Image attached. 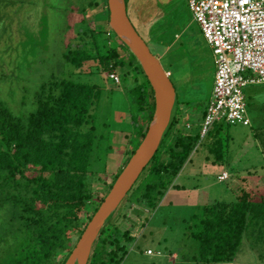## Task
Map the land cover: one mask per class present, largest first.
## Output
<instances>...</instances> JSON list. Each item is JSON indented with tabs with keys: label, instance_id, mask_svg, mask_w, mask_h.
Segmentation results:
<instances>
[{
	"label": "trees",
	"instance_id": "1",
	"mask_svg": "<svg viewBox=\"0 0 264 264\" xmlns=\"http://www.w3.org/2000/svg\"><path fill=\"white\" fill-rule=\"evenodd\" d=\"M138 1L125 0L127 14ZM140 1L148 6L153 0ZM65 3L68 8L71 1ZM77 4L84 24L98 8L106 21L93 28L87 23L78 32V46L63 54L66 66L72 68L70 79L43 80L32 94V109L24 116L0 102V264H65L135 153L127 151L126 162L111 183L97 191L96 185L103 182L100 174H107L106 166H100L106 137L95 116L100 88L91 77L115 73L130 91L132 113L139 119L137 148L153 117V90L135 56L111 29L107 0H77ZM179 114L171 116L155 156L143 171L146 174L131 189L150 212L169 188L177 187L174 182L201 139V126L194 136L187 135L178 125ZM211 136L210 130L203 138L210 140V153L225 162L228 146L223 152L219 141L216 149ZM163 151L167 159L162 158ZM118 208L101 231L88 264H121L136 239L132 232L137 223L128 213L123 215L125 226L110 223ZM131 211L137 219L144 214L136 207ZM190 224L186 236L194 242V253L188 262L234 264L246 235L256 242L252 252L264 241V196L240 191L233 201L203 207Z\"/></svg>",
	"mask_w": 264,
	"mask_h": 264
},
{
	"label": "rangeland",
	"instance_id": "2",
	"mask_svg": "<svg viewBox=\"0 0 264 264\" xmlns=\"http://www.w3.org/2000/svg\"><path fill=\"white\" fill-rule=\"evenodd\" d=\"M70 1L66 8L65 0H0V102L17 116L32 109V94L43 80L69 78L72 68L66 66L63 54L78 46V32H83L87 23L93 28L106 21L98 8L88 14L84 24L77 0ZM128 16L170 74L176 92L172 117L180 113L178 125L187 135L194 136L213 98L217 68L211 46L194 20L187 0H153L148 6L139 0L130 5ZM106 75L91 77V82L100 88L95 116L106 137L100 166H106L107 174H100L104 183L96 185L97 191H104L125 164L127 151H136L139 143L138 115L132 113L130 91L120 83L119 76V82L114 83ZM244 95L251 126L227 127L220 121L211 128L214 147L218 149L220 141L224 152L228 146L225 162L217 161L210 153L208 137L200 139L174 182L177 187L169 188L152 212L136 200L139 195L132 191L146 171L141 174L110 222L123 227V215L128 213L137 223L132 232L136 239L129 244L121 264H197L188 262L194 253V242L186 236L192 217L213 202L234 200L230 188L236 194L242 183L232 182L229 187V180L217 178L224 171L231 178L238 166L243 168V164L235 166L234 155H241L242 147L245 149V142L252 141L253 134L264 132V85L247 86ZM142 119L146 125V117ZM162 154L167 159V153ZM250 185L263 187L264 182ZM131 207L142 209L144 214L137 219ZM245 237L234 264H264V241L252 252L250 247L256 242L248 235Z\"/></svg>",
	"mask_w": 264,
	"mask_h": 264
},
{
	"label": "built area",
	"instance_id": "3",
	"mask_svg": "<svg viewBox=\"0 0 264 264\" xmlns=\"http://www.w3.org/2000/svg\"><path fill=\"white\" fill-rule=\"evenodd\" d=\"M187 2L211 46L217 68L213 98L201 124V139L220 121L249 126L244 88L264 85V0ZM106 76L119 82L115 73ZM227 178V173L218 177L220 181Z\"/></svg>",
	"mask_w": 264,
	"mask_h": 264
},
{
	"label": "water",
	"instance_id": "4",
	"mask_svg": "<svg viewBox=\"0 0 264 264\" xmlns=\"http://www.w3.org/2000/svg\"><path fill=\"white\" fill-rule=\"evenodd\" d=\"M107 3L109 25L140 64L153 90L155 108L143 141L87 224L65 264H88L94 245L108 218L117 210L155 156L171 121L176 102V92L170 74L163 69L160 61L135 30L128 17L125 0H107Z\"/></svg>",
	"mask_w": 264,
	"mask_h": 264
},
{
	"label": "crops",
	"instance_id": "5",
	"mask_svg": "<svg viewBox=\"0 0 264 264\" xmlns=\"http://www.w3.org/2000/svg\"><path fill=\"white\" fill-rule=\"evenodd\" d=\"M251 122L252 121H250V125L247 127L251 126ZM252 137L253 139L251 142H245L244 145L246 146V148L244 149L242 147L241 155H234L233 162L236 163L235 166L243 164V168L238 166L239 169L236 170L235 173H233V176L231 178L227 171L223 172L227 173L228 175V178L223 181L229 180V187H231L232 182L234 183L236 181H240L242 183V186L237 188L238 192L236 194L234 193L233 187L230 188L233 198L234 196H237L240 191L244 190L254 192L256 195H258V198L264 196V186L254 188L250 185L251 183L260 184L264 182V132L253 134Z\"/></svg>",
	"mask_w": 264,
	"mask_h": 264
}]
</instances>
